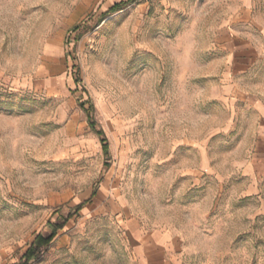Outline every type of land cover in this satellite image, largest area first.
Masks as SVG:
<instances>
[{
    "label": "rangeland",
    "instance_id": "rangeland-1",
    "mask_svg": "<svg viewBox=\"0 0 264 264\" xmlns=\"http://www.w3.org/2000/svg\"><path fill=\"white\" fill-rule=\"evenodd\" d=\"M126 1L0 0V264H264V0Z\"/></svg>",
    "mask_w": 264,
    "mask_h": 264
},
{
    "label": "trees",
    "instance_id": "trees-1",
    "mask_svg": "<svg viewBox=\"0 0 264 264\" xmlns=\"http://www.w3.org/2000/svg\"><path fill=\"white\" fill-rule=\"evenodd\" d=\"M135 1H137V0H128L126 2H122L120 4H117L108 13L120 11L125 6L129 5L130 3H134ZM98 135L101 137V143H102L104 155L107 159H109L110 158V148H109L108 140L105 137L104 131H99ZM82 206L83 205L79 206L77 208V210L78 211L81 210ZM68 221H69V219L66 220L65 222H63L62 224H60V223L49 224L48 228L50 230V235L45 236L43 234H39L36 237L33 245L29 248V250L22 257V259L16 264H31L32 261L39 259L41 254H42L43 249H45L51 245V243L53 242V240L55 239L57 234L60 231L64 230Z\"/></svg>",
    "mask_w": 264,
    "mask_h": 264
},
{
    "label": "crops",
    "instance_id": "crops-1",
    "mask_svg": "<svg viewBox=\"0 0 264 264\" xmlns=\"http://www.w3.org/2000/svg\"><path fill=\"white\" fill-rule=\"evenodd\" d=\"M159 248H160V247H159ZM161 252H162V251H161L160 249L157 248V249H153L151 254H154L155 256H156V255H157V256H160V255H161Z\"/></svg>",
    "mask_w": 264,
    "mask_h": 264
}]
</instances>
